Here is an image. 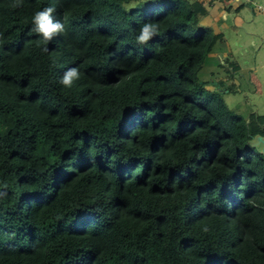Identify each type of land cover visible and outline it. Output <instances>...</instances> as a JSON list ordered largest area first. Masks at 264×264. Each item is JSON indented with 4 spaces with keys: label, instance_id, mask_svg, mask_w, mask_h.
<instances>
[{
    "label": "trees",
    "instance_id": "obj_1",
    "mask_svg": "<svg viewBox=\"0 0 264 264\" xmlns=\"http://www.w3.org/2000/svg\"><path fill=\"white\" fill-rule=\"evenodd\" d=\"M216 1L0 0V264H264V116L224 100Z\"/></svg>",
    "mask_w": 264,
    "mask_h": 264
},
{
    "label": "rangeland",
    "instance_id": "obj_2",
    "mask_svg": "<svg viewBox=\"0 0 264 264\" xmlns=\"http://www.w3.org/2000/svg\"><path fill=\"white\" fill-rule=\"evenodd\" d=\"M213 6L214 17L204 24L212 33L224 34L225 53L219 57L225 64L237 62L243 68L232 80L226 78L238 91L225 95L224 100L246 118L264 116V11L259 10L264 0H217Z\"/></svg>",
    "mask_w": 264,
    "mask_h": 264
},
{
    "label": "clouds",
    "instance_id": "obj_3",
    "mask_svg": "<svg viewBox=\"0 0 264 264\" xmlns=\"http://www.w3.org/2000/svg\"><path fill=\"white\" fill-rule=\"evenodd\" d=\"M22 0H14L12 7H18L21 5ZM55 9L53 7H45L43 10L37 11L33 15L32 23L34 25L33 31L39 34L45 44L50 42L56 35L63 33L65 31V26L58 20H54L53 13ZM158 31V26L145 23L140 29V34L137 37V42L140 44H146ZM47 49H45L46 51ZM79 79V72L77 69H69L60 83L65 87H71L73 81ZM255 143V141H254ZM207 231V228L204 229Z\"/></svg>",
    "mask_w": 264,
    "mask_h": 264
},
{
    "label": "water",
    "instance_id": "obj_4",
    "mask_svg": "<svg viewBox=\"0 0 264 264\" xmlns=\"http://www.w3.org/2000/svg\"><path fill=\"white\" fill-rule=\"evenodd\" d=\"M260 145L263 146V152H264V137L262 136L256 137V141L254 143V146H260Z\"/></svg>",
    "mask_w": 264,
    "mask_h": 264
},
{
    "label": "crops",
    "instance_id": "obj_5",
    "mask_svg": "<svg viewBox=\"0 0 264 264\" xmlns=\"http://www.w3.org/2000/svg\"><path fill=\"white\" fill-rule=\"evenodd\" d=\"M220 5V4H219ZM218 5V6H219ZM259 5H261V4H259ZM263 7V6H262ZM212 8H216V7H214V6H212L210 9H211V11H212ZM218 9V8H217ZM211 11H210V16H212V17H214L213 16V14L211 13ZM261 12H263V11H261ZM210 16L208 17V18H210ZM221 57V56H220ZM223 62V61H222ZM224 63V62H223ZM235 64H237L240 68H241V70H243V68L241 67V65L239 64V63H237V62H234Z\"/></svg>",
    "mask_w": 264,
    "mask_h": 264
},
{
    "label": "built area",
    "instance_id": "obj_6",
    "mask_svg": "<svg viewBox=\"0 0 264 264\" xmlns=\"http://www.w3.org/2000/svg\"><path fill=\"white\" fill-rule=\"evenodd\" d=\"M259 10L264 11V8L262 6H259Z\"/></svg>",
    "mask_w": 264,
    "mask_h": 264
}]
</instances>
